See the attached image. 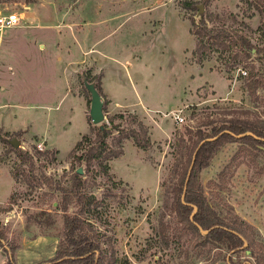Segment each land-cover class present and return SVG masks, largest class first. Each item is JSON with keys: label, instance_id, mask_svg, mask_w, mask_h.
<instances>
[{"label": "rangeland", "instance_id": "374dc122", "mask_svg": "<svg viewBox=\"0 0 264 264\" xmlns=\"http://www.w3.org/2000/svg\"><path fill=\"white\" fill-rule=\"evenodd\" d=\"M40 2L42 13L54 2L68 14L37 22L26 17L17 28L34 33L13 46L11 59L21 71L20 77L16 76L13 84L16 91L10 89L4 95L6 105L0 110V163L18 174L12 190L15 204L10 211L0 212L6 232L0 262L12 246H16V264H37L54 256L63 222L57 185L70 188L71 172L78 165L71 167L70 152L80 134L88 131L90 92L85 72L88 68L93 72L94 64L121 107L153 111L145 112L149 115L144 122L128 110L148 126L149 132L154 124V140L148 150L137 149L129 140L110 167L118 178L92 172L85 176V191L97 200L89 217L102 237L113 243L118 257L115 264H125L126 259L132 264H224L230 252L223 243L202 245L195 233L180 229L169 211L164 217L169 225L166 239L161 236L158 221L163 211V184L169 181L184 149L179 139L187 138L188 129L200 127L210 133L211 125H219L229 115L264 120V32L257 29L264 12L246 0H0V10L24 17L28 11L36 12ZM208 13L219 15L215 23L225 22L241 30L258 50L252 49L245 60H237L230 71L225 70L217 51L198 62L192 53L195 38L189 31V19L198 20ZM85 16L92 22L75 36L68 34L70 54L64 47L59 52L45 37L50 30H58L55 23H61V18L82 24ZM99 18L108 21L99 24ZM60 28L69 32L66 25ZM125 111L111 110L107 104L104 121ZM179 111L184 116L181 124L174 122L172 114ZM209 120L212 124H207ZM128 121L126 117L122 124L126 126ZM3 126L32 127L52 142L58 155L53 154L54 148L42 145L39 149L40 140L25 131L6 135ZM14 138L22 150L33 154L32 165H20L9 145L1 141ZM5 166L0 165L2 205L9 199L12 185ZM41 174L51 178L52 185H47ZM196 174L218 214L240 225L258 244L252 255L249 250L231 253L233 262L264 264V149L225 143Z\"/></svg>", "mask_w": 264, "mask_h": 264}, {"label": "trees", "instance_id": "16d2710c", "mask_svg": "<svg viewBox=\"0 0 264 264\" xmlns=\"http://www.w3.org/2000/svg\"><path fill=\"white\" fill-rule=\"evenodd\" d=\"M25 1L35 2L36 0ZM246 1L261 14L264 12V0ZM230 15L233 20L238 21L235 14L230 13ZM216 19H220L219 15L212 13L201 15L198 20L189 19V31L195 38L192 53L201 63L213 51H217L223 59L225 70L230 71L237 60H245L249 57L252 49L258 50V48L241 30L225 24V22L215 23ZM257 29L264 32V20L258 24ZM101 77V72L92 73L90 68L85 72V78L88 82L94 83L103 99V112H105L109 100L103 92ZM89 102L90 100H87V103ZM126 117L129 118V121L124 126L122 120ZM115 119H119L118 123H115ZM87 122L89 131L81 134L80 139L70 152L71 167L78 163L70 175L71 186L66 188L57 185V189L61 192L58 207L62 212L63 222L54 256L37 264H115L118 260L110 238H103V233L95 227L89 217L97 208V200L93 194L85 191V176L92 172L102 174L108 179H114L115 176L111 172L108 162L123 154V145L127 139H130L136 148L143 151L148 150L152 145L150 132L148 126L136 114L129 111L118 112L107 117V121L102 122V128L99 125H93L89 115H87ZM212 122L209 120L207 124H212ZM114 131L117 132L116 135ZM5 134L9 135L8 132ZM209 138L213 139L208 140ZM1 141L9 145L10 152L15 153L20 165L33 164L32 153L22 150L20 147H11L9 139ZM179 141L184 147V151H180L173 165L169 181L163 184V211L158 221L161 236L166 239L169 225L165 223L164 217L169 211L174 215L180 229L195 233L202 239V245L218 246L219 243H223L230 252L229 258L224 259V264H252L249 261L233 262L231 253L249 250L252 255L258 244L247 235L240 225L230 222L218 214L204 195L196 171L206 167L214 153L225 143L239 142L256 148L260 146L264 149V120L250 119L242 115H229L224 117L219 125H211L210 133H206L200 127L188 129L187 138L184 139L181 136ZM79 150L82 152L78 153ZM52 152L55 156L58 154L56 149ZM192 160L193 167L186 182ZM82 165L83 172L78 173L77 169ZM95 166L98 169H94ZM10 173L14 181L17 182L18 174L12 170ZM41 177L47 185H52L51 178L45 174H41ZM14 204L15 193L12 191L6 204H0V212L10 211ZM200 228L206 230L207 233L202 234ZM5 237L6 232L0 223L1 248H5L3 245ZM244 243H247L245 247H243ZM15 248L16 246H12L11 252L4 249L7 258L0 264H16L13 255ZM125 264L132 263L126 259Z\"/></svg>", "mask_w": 264, "mask_h": 264}, {"label": "crops", "instance_id": "0c3cea01", "mask_svg": "<svg viewBox=\"0 0 264 264\" xmlns=\"http://www.w3.org/2000/svg\"><path fill=\"white\" fill-rule=\"evenodd\" d=\"M42 3L43 2H40L38 4L39 8L37 7V11L36 12L33 13L32 11H28V16L27 15L24 16L23 19L24 18L26 19V17H29V21H33L34 20L35 22H37V20H40V19L43 18L45 20H49L50 21L53 18H55L56 16H58V14H60V16L62 15V17H64L66 15V13L68 14V12L66 10L58 9L54 2H52L53 6L49 10H47V12L42 13L41 12L42 11L41 6H43ZM65 19L61 18V23H58V22H60V20L57 23H55L57 27L59 26L58 30L56 29L53 32H52V30H50V32L45 33V35H46L45 37H48V39L50 41H52V44H55V46L59 50V52L62 51V47H64L65 50H67V54H70V50H69L70 49V43H69L70 38H69L68 34H71V35L75 36L77 33L82 32L90 24V22H92V21H90V19H92V18L91 17H87V16L83 17L82 19H84V21L82 22V24H80V23L79 24H75V22L72 20V18L71 19L67 18L68 20H71V21H66ZM106 21H108V20H106V18H99V24H103ZM20 25H22V24H20ZM20 25L9 27V28L5 29L2 33H0V110L3 109L4 105H6V103L3 101L4 95L8 94V92H11V90L12 91H14V90L16 91V89L13 88V84L15 82L16 76H17V78L20 77L19 72H21V71L16 70V68L14 66V63L12 62V59H11L12 56H13V50H12L13 46L17 45L18 42L20 40L24 39L26 36L34 33V32H29V33L28 32H24L23 30L19 31L17 28H19ZM36 25H39V23L32 24V26H36ZM61 25H66V27H68L69 32L66 31V30L61 29L60 28ZM74 25L77 26V27H74ZM79 25H81V26H79ZM29 27H31V26H29ZM38 40H40V39H38ZM39 44H40L41 47H44V41L41 40ZM88 50H85V51H88ZM57 58L59 59V58H61V56H57ZM81 63L82 64L84 63L85 65L87 64L88 66H91L88 62L86 63L85 60H82ZM92 65H93L94 68H93V72L92 71L91 72L92 73H96V71L98 70V67L95 66L94 64H92ZM76 66H78V64L73 66V68H75ZM73 68L71 69V71H72L71 72V76H72L73 71H75V70H73ZM71 76H70V78H71ZM101 86H102V89H103V92H104L106 98L109 100L108 105H109V108L111 110L119 111V110H124L125 109L127 111L128 110L134 111L139 116H141V118H142V120L144 122H145V120H147L146 116L149 115V113H145V112H153L148 107L142 108L140 111L136 110V109H130V108L121 107L118 104V102L115 99H113L111 91L107 88V86H106V84L104 82V79H102V77H101ZM84 111H85V101H84ZM153 125L154 124H152L151 127H150V138H151V141L154 140V138L152 137V133H153V127L152 126ZM1 128H3V130L5 132H10V133L16 132L18 130L25 131L26 134H30L33 138H38L40 140V142H38L37 145H40L41 147H42V145H44L47 148L49 147V148L56 149L55 146L52 144V142H50L47 139V137H45L44 134H41V133L37 132L35 129H33L30 126H19V127H16V128H7V127L3 126ZM88 131H89V124H88ZM80 136H81V134H80ZM80 136H79L78 140L80 139ZM168 136H169V133L166 134L165 138H167ZM129 140L130 139L125 140L124 144L127 143ZM56 150H58V149H56ZM123 150H124V145H123ZM141 151H143V150H141ZM114 159L115 158H113V160H111V162L109 164L111 168H113ZM0 165L5 166L4 164H1V163H0ZM5 167L8 169L9 174H10V176L12 178V185H11V188H10L9 195L7 197V199H8L10 194H11V192H12V190H13V187L15 185V181H14V179H13L11 173H10V169L7 166H5ZM111 171H112V169H111ZM113 174L117 177V175L115 173H113ZM0 204H3V203L0 202ZM5 261H6V259L4 261H2V262H5ZM2 262H0V263H2Z\"/></svg>", "mask_w": 264, "mask_h": 264}, {"label": "water", "instance_id": "95a60500", "mask_svg": "<svg viewBox=\"0 0 264 264\" xmlns=\"http://www.w3.org/2000/svg\"><path fill=\"white\" fill-rule=\"evenodd\" d=\"M199 12H202V5L201 4L199 5ZM86 87L90 92V105H89L88 115L90 117L92 124L99 125L102 128V122L105 119L104 112H103V100H102L101 96L99 95V92L95 88L93 82H86ZM246 134H251V133H246ZM237 136H241V135H237ZM211 139H213V138H209L208 140H211ZM9 142L13 145L14 148L20 147V141L15 139V138L9 140ZM192 167H193V160H192V163L190 164V167H189L188 172H187L186 182H187V180L191 174ZM77 172L82 173L83 172L82 168L79 167L77 169ZM182 201H183V195H182ZM191 217H192V215H191ZM200 231L203 234L207 233L206 230H202L201 228H200ZM245 245H246V243H244L243 246H245Z\"/></svg>", "mask_w": 264, "mask_h": 264}, {"label": "built area", "instance_id": "2783aa9c", "mask_svg": "<svg viewBox=\"0 0 264 264\" xmlns=\"http://www.w3.org/2000/svg\"><path fill=\"white\" fill-rule=\"evenodd\" d=\"M22 19H23V14H19L15 11L3 12L0 10V33H2L5 29L9 27L20 25ZM241 72L246 74L245 69H241ZM172 114H173L174 122H176L177 124H181L184 121V116L181 115V111L173 112ZM37 146L39 149L42 148L40 145Z\"/></svg>", "mask_w": 264, "mask_h": 264}]
</instances>
